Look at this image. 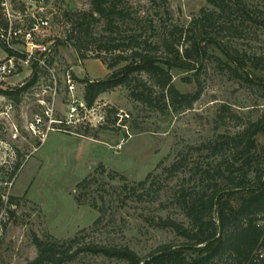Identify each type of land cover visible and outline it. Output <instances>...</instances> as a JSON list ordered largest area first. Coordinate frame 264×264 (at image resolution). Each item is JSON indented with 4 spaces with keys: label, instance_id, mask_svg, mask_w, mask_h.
<instances>
[{
    "label": "rangeland",
    "instance_id": "374dc122",
    "mask_svg": "<svg viewBox=\"0 0 264 264\" xmlns=\"http://www.w3.org/2000/svg\"><path fill=\"white\" fill-rule=\"evenodd\" d=\"M30 1L11 0L12 8L23 12ZM107 1L131 14L130 23H118L121 32L148 38L154 31L153 42L165 28L187 29L202 9L214 10L207 0ZM243 2L256 21L242 24L240 16L232 14L221 21L223 28L234 22L231 30L219 35L233 51L245 55L250 77L264 81V25L259 23H264V0ZM45 6L49 27L39 41L52 50L54 78L18 62L17 74L0 88V190L6 195L0 209V264L33 261V235L127 247L140 259L161 246L183 243L159 227V221L170 218L188 225L175 202L177 190L199 179L196 168L206 170L221 161L222 156L208 157L204 145L234 136L264 117L263 93L232 77L223 54L208 47L197 77L171 71L173 86L182 94L194 93L199 83L201 95L192 109L161 114L121 87L99 95L89 107L84 82L103 80L110 71L91 59L90 48L88 58L79 61L65 40L72 31L68 15L89 13L91 0H45ZM91 29L95 38L107 35L103 22ZM14 47L21 50L18 43ZM8 55L0 43V60ZM102 55L110 63L111 58ZM17 90L14 97L3 94ZM37 119L41 123L34 129ZM257 144V151L264 152V134L257 136ZM181 159L187 166L171 174L169 169ZM146 178V187H138ZM10 198L14 200L8 206ZM65 264L127 263L83 253Z\"/></svg>",
    "mask_w": 264,
    "mask_h": 264
},
{
    "label": "trees",
    "instance_id": "16d2710c",
    "mask_svg": "<svg viewBox=\"0 0 264 264\" xmlns=\"http://www.w3.org/2000/svg\"><path fill=\"white\" fill-rule=\"evenodd\" d=\"M2 3L0 0V32L8 26ZM207 3L214 10L202 9L187 29L177 25L165 28L154 42L150 39L155 37L154 31L148 38H142V33L121 32L118 23H130L131 14L107 0H91L89 13L68 15L72 31L65 42L73 48L78 60L85 61L90 48L91 59L100 60L110 71L103 80L84 82L87 106L91 107L99 95L121 87L130 98L161 114L192 109L201 95L199 83L194 93L182 94L173 86L171 71L193 72L197 77L208 58V47L223 54L232 77L256 86L264 95V81L250 77L245 55L233 51L219 35L223 30H231L234 24L230 22L223 28L221 21L225 17L240 16L242 24L256 19L243 0H207ZM101 22L107 35L95 38L91 27ZM102 54L111 58L110 63ZM33 68L37 70L36 66ZM35 70L31 84L36 79ZM19 92L3 94L14 97ZM259 134H264V117L234 136L220 137L203 146L208 157L222 158L206 170L196 168L194 174H199V179L194 180L192 187L182 184L177 190L175 202L188 225L170 218L158 223L183 243L161 246L140 259L127 247L80 244L77 238L60 242L33 235L37 255L29 264H65L83 253L127 264H249L255 251L264 246V152L257 151ZM185 161L179 160L169 172H180L187 166ZM147 183L148 178L137 186L144 189ZM13 200L10 198L7 205L11 206ZM3 206L0 198V209Z\"/></svg>",
    "mask_w": 264,
    "mask_h": 264
},
{
    "label": "built area",
    "instance_id": "2783aa9c",
    "mask_svg": "<svg viewBox=\"0 0 264 264\" xmlns=\"http://www.w3.org/2000/svg\"><path fill=\"white\" fill-rule=\"evenodd\" d=\"M2 6L8 26L5 31L0 32V43L13 54L0 60V88L8 79L17 74L20 65L27 67L37 65V70L48 71L54 78V68L50 66L53 58L52 50L49 45H44L39 41L43 31L49 27L45 0H31L23 12H15L11 0H3ZM15 43L20 45L21 50L15 49ZM54 64L57 65L56 62ZM65 79H67V84L71 85L72 81L68 71L65 72ZM75 111V108L71 109L72 113ZM40 123L41 120L37 119L33 125L34 129ZM0 198L4 203L6 195L1 190ZM249 264H264V246L255 251Z\"/></svg>",
    "mask_w": 264,
    "mask_h": 264
}]
</instances>
